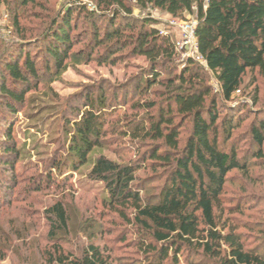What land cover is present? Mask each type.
Segmentation results:
<instances>
[{
	"label": "trees",
	"instance_id": "16d2710c",
	"mask_svg": "<svg viewBox=\"0 0 264 264\" xmlns=\"http://www.w3.org/2000/svg\"><path fill=\"white\" fill-rule=\"evenodd\" d=\"M107 1L119 5L127 15L116 9L111 13L89 10L80 1L70 2L69 10L47 31L45 67L51 70V63L62 66L70 56L74 48L71 37L74 14H83L89 21L92 43L95 48H104L99 57L106 58L105 61L108 57L116 59L126 49L145 56L149 66L136 79L135 90L146 95L153 85L162 84L167 89L165 103L156 116L132 118L126 130L144 142H153L139 159L130 163H118L100 152L105 126L117 101L116 97L89 94L85 97L87 108L73 110L81 114L80 119L65 120L70 126L69 150L66 157L56 159L53 168L62 174L90 166L88 177L104 184L110 205L130 210L128 220L138 227L145 264H264L262 248L250 247L239 227L221 222L217 216L229 172L244 168L236 149L227 151L225 145L232 141L235 129L250 118L247 102L235 97L245 74L255 69L264 74V0H135L173 17L183 12L196 14L198 52L204 63L189 57L184 67L168 78L162 77V73L179 66L180 53L172 36L162 33L157 21L149 19L142 21L135 32L129 18L131 9L124 0ZM128 31L131 33L126 36ZM21 56H24L22 63L15 59L6 63L0 91L5 116L9 117L1 140L2 169L12 180L14 161L23 162L29 154L26 143L18 147L9 125L18 106L28 109L27 116L35 126L25 137L33 141L37 153L41 152L42 144L38 145L36 132H57L53 130L54 120L44 126L48 117L44 114L54 107L35 93L28 94L34 88L33 82L41 76L36 59L24 49ZM210 72L217 90L208 81ZM132 106L152 109L157 105L137 101ZM262 114V110L257 111L248 127L249 138L259 147L255 158L264 155ZM174 116L191 121V131L184 141L174 124ZM147 165L164 172L162 188L149 199L141 195L136 182L137 171ZM55 179L49 174L46 181ZM52 213L62 223L66 222V212L60 203L52 207ZM49 264L109 263L99 247L90 245L80 257L51 255Z\"/></svg>",
	"mask_w": 264,
	"mask_h": 264
},
{
	"label": "rangeland",
	"instance_id": "374dc122",
	"mask_svg": "<svg viewBox=\"0 0 264 264\" xmlns=\"http://www.w3.org/2000/svg\"><path fill=\"white\" fill-rule=\"evenodd\" d=\"M71 1L75 0H32L28 3L0 0V91L6 63L11 59L22 63L25 56H21L22 50L28 51L36 59L41 75L33 82L34 88L28 94L35 93L54 107L44 114L48 115L44 126L51 120L58 124L57 128L53 125L56 133L36 132L37 143L42 144L39 146L41 152L37 153L33 141L25 137L35 130V126L27 116L28 109L18 106L9 125L18 147L26 143L29 154L23 162L14 161L12 180L2 169L4 148L1 140L9 117L5 116L0 94V264H49L51 255L58 257L63 253L69 258L80 257L90 245L99 247L109 264H145L138 227L128 220L130 210L110 205L104 184L88 177L90 166L60 174L53 168V163L66 157L69 150L70 126L65 120L80 119L81 114L73 110L87 108L85 97L89 94L116 97L117 101L105 126L100 152L118 163L139 159L153 141L144 142L134 137L127 132V123L137 116H156L161 104L165 103L167 89L162 84H155L146 95L137 94L135 81L148 68L147 58L135 55L129 49L120 52L114 60L108 57L105 61L106 58L99 57L104 48L94 47L91 25L83 14L73 16L71 37L74 48L70 50V56L62 66L51 63V70L46 69L43 51L49 42L45 41L47 31L69 10ZM77 1L89 10L111 13L116 9L127 15L119 5L107 0L102 5L101 0ZM124 2L131 9L129 18L135 32L142 21L156 20L161 32L170 34L175 42L179 34L170 27L171 22L197 20L192 12L173 17L162 9L142 6L135 0ZM104 23L101 22V27ZM129 33L131 31L125 35ZM178 52L179 66L174 71L163 72L162 77H173L184 67L187 58H193ZM208 81L218 89L211 72ZM235 97L247 102L250 118L235 129L225 150L235 148L244 168L229 172L217 216L221 222L239 227L250 247H261L264 251V155L255 158L259 147L248 136L255 113L259 110L264 113V74L258 69L248 71ZM137 101L154 102L157 106L152 109L132 106ZM174 117V124L184 141L191 131V121L184 116ZM11 172L9 170L10 175ZM163 173L162 168L154 169L148 165L137 171V186L144 198L159 193L164 184ZM49 174L56 177L54 182L46 181ZM58 203L66 212L65 223L52 213V207Z\"/></svg>",
	"mask_w": 264,
	"mask_h": 264
},
{
	"label": "built area",
	"instance_id": "2783aa9c",
	"mask_svg": "<svg viewBox=\"0 0 264 264\" xmlns=\"http://www.w3.org/2000/svg\"><path fill=\"white\" fill-rule=\"evenodd\" d=\"M197 20L188 22L172 21L171 26L179 34L175 42L178 51L183 55L192 56L195 60L204 63L202 56L198 52V39L196 36Z\"/></svg>",
	"mask_w": 264,
	"mask_h": 264
}]
</instances>
